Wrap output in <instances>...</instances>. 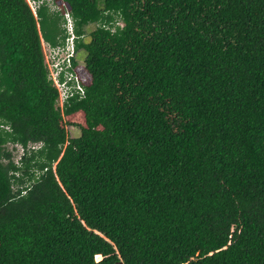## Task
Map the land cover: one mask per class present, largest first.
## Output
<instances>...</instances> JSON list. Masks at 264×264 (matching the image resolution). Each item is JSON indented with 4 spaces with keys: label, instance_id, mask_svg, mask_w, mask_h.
I'll list each match as a JSON object with an SVG mask.
<instances>
[{
    "label": "trees",
    "instance_id": "trees-1",
    "mask_svg": "<svg viewBox=\"0 0 264 264\" xmlns=\"http://www.w3.org/2000/svg\"><path fill=\"white\" fill-rule=\"evenodd\" d=\"M64 1L62 113L63 16L0 0V264H264V0Z\"/></svg>",
    "mask_w": 264,
    "mask_h": 264
},
{
    "label": "built area",
    "instance_id": "built-area-1",
    "mask_svg": "<svg viewBox=\"0 0 264 264\" xmlns=\"http://www.w3.org/2000/svg\"><path fill=\"white\" fill-rule=\"evenodd\" d=\"M25 1L35 17H37V9L40 5H46L51 12L59 13L63 16L62 27L66 35L62 43L52 44L41 37L44 64L48 70L47 76L58 91L56 107L63 113V109L71 97L76 95L77 98H81L85 94V85L82 83L81 75L78 71L79 62L75 42L77 35L74 31V19L64 0ZM107 27L114 30V26ZM72 58L76 60V64H73Z\"/></svg>",
    "mask_w": 264,
    "mask_h": 264
},
{
    "label": "rangeland",
    "instance_id": "rangeland-1",
    "mask_svg": "<svg viewBox=\"0 0 264 264\" xmlns=\"http://www.w3.org/2000/svg\"><path fill=\"white\" fill-rule=\"evenodd\" d=\"M95 26H96V23H94V22L90 23L89 26H87V31H86L84 37L88 38V36H89L88 31L91 30L92 28H94ZM78 52H79V54L81 53L79 56H77L78 62H79V67L80 66L82 67L84 65V60H83V57H82V55L84 53V50L82 48H80V49H78ZM86 78L89 79L88 76H86ZM66 127L68 129V131H67L68 135L71 136V137L78 135L79 132H80L77 125L69 124ZM8 148L12 151L14 160L15 161L18 160L19 159V155L23 151L22 147L20 145H18V144L9 143L8 144Z\"/></svg>",
    "mask_w": 264,
    "mask_h": 264
},
{
    "label": "clouds",
    "instance_id": "clouds-1",
    "mask_svg": "<svg viewBox=\"0 0 264 264\" xmlns=\"http://www.w3.org/2000/svg\"><path fill=\"white\" fill-rule=\"evenodd\" d=\"M118 23L122 25L121 20H119ZM74 31H75V30H74ZM75 34H76V33H75ZM75 40H76V39H75ZM63 41H64V40H63ZM75 42H76V41H75ZM77 53H78V50H77Z\"/></svg>",
    "mask_w": 264,
    "mask_h": 264
}]
</instances>
